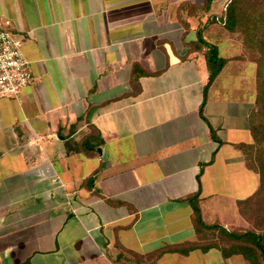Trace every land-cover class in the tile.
<instances>
[{
	"label": "crops",
	"instance_id": "crops-1",
	"mask_svg": "<svg viewBox=\"0 0 264 264\" xmlns=\"http://www.w3.org/2000/svg\"><path fill=\"white\" fill-rule=\"evenodd\" d=\"M227 2L0 0L34 77L0 99V264H250L202 249L187 200L244 232L259 187L244 153L256 64L213 21ZM200 37L226 59L204 118Z\"/></svg>",
	"mask_w": 264,
	"mask_h": 264
},
{
	"label": "trees",
	"instance_id": "trees-1",
	"mask_svg": "<svg viewBox=\"0 0 264 264\" xmlns=\"http://www.w3.org/2000/svg\"><path fill=\"white\" fill-rule=\"evenodd\" d=\"M211 0H205V6H208ZM213 21L221 23L230 33H237L243 37V41L250 47L254 46L260 55L257 59V97L258 106L256 112L259 116L253 117L251 121V131L254 144L247 148L255 147L257 150L258 163L247 165L259 173V187L256 195L264 196V0H228L223 13L220 17H214ZM201 45L207 47L205 51V60L209 72L208 81L204 85L203 100L200 104V114H202L203 105L206 99L208 88L221 71L226 62L225 58L218 56L217 47L203 38H198ZM249 58V57H248ZM212 138L216 139L213 129L211 128ZM220 142V141H219ZM247 151L244 147V153ZM248 153V152H247ZM202 170V169H201ZM200 170V172H201ZM199 178V174L197 176ZM254 194V195H255ZM253 195V196H254ZM252 196V197H253ZM198 193L188 197V202L193 211L194 227L198 235L203 237L206 231H216L220 233L225 241L230 242L228 245L204 244L202 249L209 247H218L222 250L223 255L227 256L228 252L240 253L250 264H264V233L255 230L244 232H232L224 227L214 224L207 225L202 221L200 209L197 201ZM251 198L240 203V212L244 214L242 205ZM242 207V208H241ZM264 211V208L262 209ZM194 247L193 244L187 243L173 249H164L163 252L173 251L181 254L188 253Z\"/></svg>",
	"mask_w": 264,
	"mask_h": 264
},
{
	"label": "built area",
	"instance_id": "built-area-1",
	"mask_svg": "<svg viewBox=\"0 0 264 264\" xmlns=\"http://www.w3.org/2000/svg\"><path fill=\"white\" fill-rule=\"evenodd\" d=\"M22 47L23 39L11 28V20L0 15V99L18 98L33 82L31 63Z\"/></svg>",
	"mask_w": 264,
	"mask_h": 264
},
{
	"label": "rangeland",
	"instance_id": "rangeland-1",
	"mask_svg": "<svg viewBox=\"0 0 264 264\" xmlns=\"http://www.w3.org/2000/svg\"><path fill=\"white\" fill-rule=\"evenodd\" d=\"M252 1V0H250ZM237 37L239 38V35H237ZM210 39L212 40V38L210 37ZM241 43H243V54L245 57H249L252 62H254L255 64L257 63V59L258 57H260V55L256 52L257 49L253 46L250 47V45H246L243 41V37L241 36ZM215 43V42H213ZM217 46L219 47V51L222 55H229L233 52L231 51H227L224 50L222 51V45H219L218 43ZM256 69H257V65H256ZM246 75V70L244 73V76ZM249 80V78L247 79V81ZM256 87H257V83H256ZM248 92V89L245 91ZM245 96V95H244ZM256 97H257V93H256ZM257 105V102H256ZM258 106L256 107L255 111L252 112L251 117L253 119V117L257 118L259 115L258 112H256ZM252 133V131H251ZM253 137V135H252ZM254 143H252L253 145ZM251 145V146H252ZM245 150L248 152L245 153V157L246 160L248 162V164H252L255 165L258 163V159H257V150L255 147L253 148H245ZM257 168V167H256ZM255 168V169H256ZM254 169V170H255ZM256 171V170H255ZM257 172V171H256ZM258 173V172H257ZM259 174V173H258ZM260 178V177H259ZM242 207L244 208V214H242V216L244 217V222H243V226H241L240 228L236 229V230H255L259 233H264V211L262 210L264 208V196L263 195H254L253 197H251L250 200H248L247 202H245ZM241 207V208H242ZM205 235H203V237L201 238V242L206 243V244H218V245H228L230 244V242L225 241L222 236L220 235V233H217L216 231H206L204 233Z\"/></svg>",
	"mask_w": 264,
	"mask_h": 264
}]
</instances>
